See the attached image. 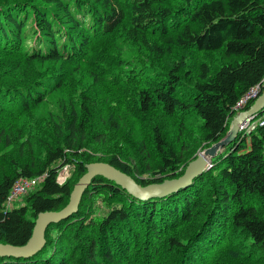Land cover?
Wrapping results in <instances>:
<instances>
[{"label": "trees", "instance_id": "trees-1", "mask_svg": "<svg viewBox=\"0 0 264 264\" xmlns=\"http://www.w3.org/2000/svg\"><path fill=\"white\" fill-rule=\"evenodd\" d=\"M110 40L133 54L150 52L153 62L163 61L173 47L221 50L233 61L214 71L203 62L199 80L182 96L185 57L161 73L149 64L138 70L127 67L133 61L127 53L113 55L114 63L106 59ZM0 55L12 63L0 70L2 126L6 120L17 123L63 86L65 70L53 67L65 61L84 66L94 87L103 80L122 90L115 92L122 98L106 106L112 113L161 112L167 118L195 113L202 121V142L211 146L226 136L239 98L264 80V0H0ZM72 103L49 125V136H35V145L47 143L40 160L31 140L6 151L0 145V242L25 244L38 213L64 207L76 182H60V168L76 164L78 180L86 163L98 161L87 149L120 123L97 125L92 104ZM158 121L150 117L147 128L153 149L140 136L132 139L143 142L134 148L143 157L142 167L134 169L117 152L104 161L143 185L180 176L178 156ZM2 126L0 140L5 139ZM149 172L153 176L147 178ZM38 177L39 185L23 194L22 202L18 197L6 205L19 179ZM99 199L107 209L95 219L89 205ZM192 218L183 235L171 230ZM135 227L145 229L140 249L133 248L140 236ZM46 240L35 256L0 257V264H157L161 250L171 258L167 264H264V124L239 132L206 172L165 197L137 199L115 182L95 177L79 210L51 224Z\"/></svg>", "mask_w": 264, "mask_h": 264}, {"label": "rangeland", "instance_id": "rangeland-1", "mask_svg": "<svg viewBox=\"0 0 264 264\" xmlns=\"http://www.w3.org/2000/svg\"><path fill=\"white\" fill-rule=\"evenodd\" d=\"M114 40L105 42L112 44V46H110V48L104 53L106 59L111 60L114 63L115 57H113V55H119L121 53L123 56L127 53L133 58L132 62L127 63V67H133L138 70H142V66L149 64L153 68H157L161 73L162 71L168 70L167 68L173 60H180L185 57L186 64L182 66L180 72L185 85L182 96H188L190 86L194 85L196 81L199 80V68L203 62H206L214 71L221 64L233 61V58H227L221 50L206 51L198 50L197 48L179 49L173 47L170 52L165 54L163 61L153 62V57L150 52H143L141 50L140 52L136 51L137 54H133L131 51L127 50V48L122 49L120 44L118 42H114ZM9 64H12L11 57H1L0 55V70L8 67ZM75 65L76 64L61 61L56 63L55 67L51 66L56 70H65L66 75L64 76L65 78L63 86L53 91L46 101H44L41 105H38L36 110L24 115L22 118L17 120V123H12L11 120H6V126H2L0 122V126H2L3 132L5 134V139L0 140L2 150H12L14 145L20 141L31 140L34 144V148L36 149L35 159L37 161L40 160L38 155H41L42 150L46 149L47 143L41 141L35 145L36 137L40 135L43 137L49 136V125L53 120L57 119L61 111L64 109L65 111H68V109L70 110L71 102H73L72 104H82V106L84 104H92L93 120L97 125H104L110 121H114L115 119L120 122L116 129L112 127L107 132H104L105 137L108 134L107 139L96 141L92 144V148L87 149L96 157L95 159L98 161H104V159L106 160L107 158L105 156L117 152L124 160L128 161L129 163L131 162L134 169L142 167L143 157L140 156L139 153H136L134 148H136V145L138 146L143 142L139 140V143L133 144L132 139L140 136L142 139H144V141H148L146 142L147 146L152 148L150 146L151 142L147 137V128L150 117L157 118L160 121L169 146L175 150L178 160L180 161L179 165L177 166L179 171L183 170L184 172L186 166L192 158H196L200 152L210 147V145H208L206 142H202V121L195 113L184 112L170 118L163 116L161 112L149 113L148 117H143L135 113L136 111H129L127 109H120L112 113V111L106 106H108V103L111 105V101H114L117 98H122L121 96L119 97V95H117L122 90H120L118 86L111 85L103 80H99L97 87H94L91 76H89V72L85 69V67L81 65ZM43 69L47 70V66H43ZM147 74H150V72L148 71ZM152 76L157 77L158 73L155 72L152 74ZM118 90H120L119 93H115ZM112 93L117 96H113ZM122 102L128 104L126 98H123ZM18 134L23 135V138L17 140L16 136ZM48 138H51V136ZM48 138H45L44 140H47ZM15 153L16 152L13 150L11 152V157H14ZM137 164L140 167L136 166ZM77 172L76 164L72 165L71 163H68L67 165H64L62 168H60L62 180L60 179V176L59 180L66 181L71 179L74 184L78 181L77 178L79 175ZM145 176L148 178L152 177L153 174L149 172L148 174H145ZM32 180L34 182L29 186L28 190L36 189L39 185V181H37L36 178H33ZM204 194L205 192L201 193V195ZM23 200L24 198L21 197V200L18 202H22ZM89 206L90 210L92 211L91 215L95 219L100 218V216L107 209V206L104 202H102L101 199L90 203ZM192 220L193 218L190 220V224L186 223L187 225H175L171 230H175V234L181 236L187 229L193 226ZM135 231L140 236L138 239H136L133 248L140 249L141 247H139V244L140 246L142 245L140 241L143 242L144 240L145 229L135 227ZM139 239L140 241H138ZM244 250L245 249L243 248L240 249L242 254ZM158 256L160 262L157 264H167L171 259L170 256L164 253L162 250L161 253L159 252L155 258L157 259ZM255 256L257 257V253H255ZM162 260H165V262L161 263Z\"/></svg>", "mask_w": 264, "mask_h": 264}, {"label": "water", "instance_id": "water-1", "mask_svg": "<svg viewBox=\"0 0 264 264\" xmlns=\"http://www.w3.org/2000/svg\"><path fill=\"white\" fill-rule=\"evenodd\" d=\"M262 111H264V91L249 108L235 114L231 120L229 130L222 140L200 152L196 158L188 163L180 176L167 178L162 182L143 185L138 183L130 174L109 162L93 161L86 163V171L74 184L67 204L59 210H46L38 213L32 235L25 244L14 245L0 242V257L30 258L40 252L47 242V228L51 224L68 219L79 210L83 194L97 176L115 182L131 196L141 200L165 197L191 185L197 176L203 174L212 166L213 157L236 139L241 127L254 120L256 115Z\"/></svg>", "mask_w": 264, "mask_h": 264}, {"label": "built area", "instance_id": "built-area-1", "mask_svg": "<svg viewBox=\"0 0 264 264\" xmlns=\"http://www.w3.org/2000/svg\"><path fill=\"white\" fill-rule=\"evenodd\" d=\"M262 83H263V86H264V80H263ZM261 84H257L255 86L251 87L244 95H242L239 98L238 102L236 103V105L233 108V110L235 111V114H237L240 111H242L250 100L257 98L260 95V90L262 89V85ZM255 119H256V117L250 123H248L246 125H243L241 127V129H240V132L244 131V130H246V131L250 130L258 122L261 125H263L264 124V111L262 113V116L259 119H257V120H255ZM61 174L62 173L59 172L60 179L62 180ZM36 179H37V181H39L40 177H38ZM58 179H59V177H58ZM33 182H34L33 180H28V179H25V178L19 179L14 184V186H13V188H12L8 198H7L6 205L8 207H11L12 204H13L14 199H16L18 197H21L23 194H25L28 191L29 186L31 184H33ZM60 182H63V181H60Z\"/></svg>", "mask_w": 264, "mask_h": 264}]
</instances>
